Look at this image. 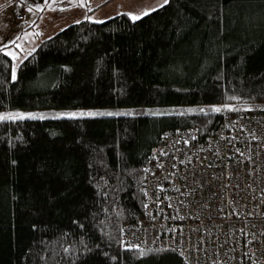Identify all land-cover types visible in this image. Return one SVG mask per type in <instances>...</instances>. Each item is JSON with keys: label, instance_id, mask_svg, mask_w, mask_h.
Listing matches in <instances>:
<instances>
[{"label": "trees", "instance_id": "obj_1", "mask_svg": "<svg viewBox=\"0 0 264 264\" xmlns=\"http://www.w3.org/2000/svg\"><path fill=\"white\" fill-rule=\"evenodd\" d=\"M128 14L66 26L15 79L0 48V111L114 112L0 120V264H189L122 241L150 218L145 170L165 134L196 133L181 154L264 114V0H168Z\"/></svg>", "mask_w": 264, "mask_h": 264}, {"label": "built area", "instance_id": "obj_2", "mask_svg": "<svg viewBox=\"0 0 264 264\" xmlns=\"http://www.w3.org/2000/svg\"><path fill=\"white\" fill-rule=\"evenodd\" d=\"M253 121L181 154L175 147L196 133L165 134L145 170L150 218L126 227L125 248H171L189 264H264V114Z\"/></svg>", "mask_w": 264, "mask_h": 264}, {"label": "rangeland", "instance_id": "obj_3", "mask_svg": "<svg viewBox=\"0 0 264 264\" xmlns=\"http://www.w3.org/2000/svg\"><path fill=\"white\" fill-rule=\"evenodd\" d=\"M87 0H50L44 11L36 10V21L31 24L28 22L29 16L26 9L16 11L14 0H0V48L10 55L13 59V71L18 64L30 53H32L39 43L56 34L66 26L79 22L83 19L91 21H104L122 11L130 14L139 15L144 11L156 9L163 5L164 0H115L106 6H98L96 0H92L93 5L87 6ZM11 2V3H9ZM22 15L24 20L18 22L16 15ZM31 15V14H30ZM26 24H28L26 26ZM21 26H23L21 28ZM14 42V43H13ZM18 45V46H17ZM162 111H152V114H158ZM70 113H76V116H69ZM80 113H114L101 108L93 109H30V110H4L0 111V116H15L24 114L22 119L30 118H54V117H79L96 115H79ZM5 120V119H3ZM129 249V248H128Z\"/></svg>", "mask_w": 264, "mask_h": 264}, {"label": "crops", "instance_id": "obj_4", "mask_svg": "<svg viewBox=\"0 0 264 264\" xmlns=\"http://www.w3.org/2000/svg\"><path fill=\"white\" fill-rule=\"evenodd\" d=\"M49 1L50 0H47V2H46V0H14V2L13 3H11V2H9V3H11V4H15V10L16 11H18V10H21V9H26V11H27V14H28V16H29V21L28 22H31V24L32 23H34V21H36V15H35V12H36V10H38V9H40V11L42 12V11H44L46 8H47V6H48V4H49ZM98 3H96V4H99L98 6H96V5H93V2H92V0H87L86 1V3H87V6H91V4L93 5V8H98L99 6H106V5H108L109 3H111L112 1H115V0H96ZM29 9H31V11H29ZM92 9V8H91ZM123 12H127V11H122L121 13H123ZM31 14V15H30ZM130 14V13H129ZM18 22H22V21H19V20H17ZM28 24H26V26H27ZM29 26V25H28ZM27 26V27H28ZM23 26H21V28H22Z\"/></svg>", "mask_w": 264, "mask_h": 264}, {"label": "snow or ice", "instance_id": "obj_5", "mask_svg": "<svg viewBox=\"0 0 264 264\" xmlns=\"http://www.w3.org/2000/svg\"><path fill=\"white\" fill-rule=\"evenodd\" d=\"M47 2V0H46ZM165 3L168 2V0H164ZM163 5H161L162 7ZM29 11H31V9H29ZM150 11H155V9H150V10H147V11H144L143 13L139 14V15H136V14H128L130 15L131 19L133 20H138L140 19L143 15H147L149 14ZM14 43V42H13ZM18 46V45H17ZM9 55H13L11 52L8 53ZM13 79H15V71H13ZM230 99H235V97H232ZM225 108H229L230 106L229 105H225L224 106ZM222 109L220 107H213L211 109V111H215V112H219L221 111ZM200 111H204L203 109H201ZM69 116H76L77 114L76 113H70L68 114ZM79 115H114L113 113H80ZM24 118V114H17L15 116H12V115H8V116H0V120H3V119H22ZM42 118V117H41Z\"/></svg>", "mask_w": 264, "mask_h": 264}]
</instances>
